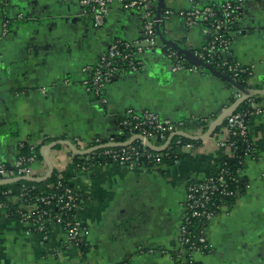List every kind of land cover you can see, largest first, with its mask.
I'll use <instances>...</instances> for the list:
<instances>
[{
	"label": "crops",
	"instance_id": "0c3cea01",
	"mask_svg": "<svg viewBox=\"0 0 264 264\" xmlns=\"http://www.w3.org/2000/svg\"><path fill=\"white\" fill-rule=\"evenodd\" d=\"M127 1L113 0L105 26L97 28L81 0H0V164L13 165L27 143L37 149L34 178L45 177L50 166L41 151L58 143L49 162L53 173L70 179L79 192L76 217L87 232L83 251L67 242L59 226L45 243L41 233H28L0 209V264H175L183 251L189 185L217 172L231 153L218 146L223 124L211 137L193 140L196 148L181 152L175 163L134 169L104 163L76 170L73 151L64 143L87 152L84 157L96 150L97 139L105 145L121 139L120 122L128 110L187 120L188 135L202 137L233 100L225 78L209 71L173 73L161 49L141 56L139 72L110 83L105 105L87 92L84 67L96 64L117 40H143L141 13L125 8ZM229 1L238 0H159L152 6L156 13L174 12L160 37L193 53L207 37L201 25L189 28L179 13L194 4ZM242 1L243 17L231 35L233 59L253 69L250 92L261 93L255 97L264 101V0ZM5 20L10 27L3 36ZM249 137L256 152L242 168L245 191L232 210L209 224L213 252L195 254L197 264H264V114L252 120ZM157 144L163 148L167 142Z\"/></svg>",
	"mask_w": 264,
	"mask_h": 264
},
{
	"label": "built area",
	"instance_id": "2783aa9c",
	"mask_svg": "<svg viewBox=\"0 0 264 264\" xmlns=\"http://www.w3.org/2000/svg\"><path fill=\"white\" fill-rule=\"evenodd\" d=\"M159 0H129L124 3L128 10H135L141 13L143 22V40L127 42L117 40L101 56L96 64L83 68L84 79L83 88L94 95L99 103L106 104L105 90L114 80L126 72H139L142 68L143 61L141 56L145 52L161 49L170 61L173 73L180 72H206L219 75L227 80L232 88V103L224 108L225 118L222 121V137L218 140L220 148H228L229 156H235L238 149L233 137L250 138V124L257 116L264 114V101L251 97L243 102H247V109L238 111L234 108L235 104L243 99L245 91H252L249 88V82L253 74V69L244 67L233 59L232 54V31L241 21L245 9L242 0L229 1L213 4H194L190 9L181 11L180 17L183 18L186 25L192 28L201 25L207 42L200 49L194 51L193 56L208 66L206 68L197 64L179 49L164 41L159 35V29L174 15L173 11L165 10L156 13L153 9ZM113 0H81L83 13L90 16L97 28L105 26ZM22 18V15L20 16ZM10 21L3 22V36L9 33ZM223 53L224 58L216 55ZM244 76L247 79L244 80ZM246 84V87L243 84ZM202 121V120H200ZM192 123V122H191ZM204 123V121L202 122ZM215 123L207 126L213 129ZM187 120L172 121L164 119L159 113L147 110L138 113L134 110H128L126 115L121 119L120 126L128 129L130 132L129 141L133 138H142L138 141V147L131 145L119 146L112 138L106 148L104 142L97 139L94 141L92 148L96 150L91 154L96 156L90 157L85 155V163L75 166L78 171H88L96 164V158L101 156L110 159L106 163H115L120 166L129 168L138 167H161L169 153L154 151L150 149L146 141L157 148L161 144L157 141L166 143L171 135L179 132L189 133L187 130ZM177 138L175 148L181 152L191 151L196 148L194 143L182 141L180 136ZM77 141V140H76ZM119 147L118 149H115ZM78 150H80L77 147ZM98 149H105L104 152L96 154ZM171 149V148H170ZM169 149V150H170ZM36 150L32 147V152ZM256 152L254 143L250 140L248 152L245 160L241 161L242 166L247 158L253 157ZM77 155L73 153V156ZM36 154L27 157L21 156L16 159L9 169L6 164H0V182L8 183L10 181L23 177H36L33 164L37 163ZM176 160L175 162H178ZM242 169L233 175L231 171L224 168V165L218 166L217 172L206 177L204 180L193 182L189 185L186 195V204L184 209L183 220L181 224L180 244L183 251L175 256V261L179 264H196L195 254H207L213 252V245L209 241L207 228L211 222L221 213L229 212L235 207L236 201L241 195L239 186ZM243 183V181H242ZM233 186L235 188H233ZM12 191L2 193V195L11 194ZM17 205L18 220L27 226L28 233H41L43 242L49 239L50 230L59 226L65 231L67 242L73 247L81 250V246L86 244V228L77 219L76 212L79 209L80 201L78 195L71 189H65L63 194L54 196H41L35 199L29 197L28 190L24 189L13 199ZM58 206L65 213L75 211L70 219L65 222L61 214H53V206ZM0 209L5 210L9 216L8 204L0 200ZM35 226V228H32Z\"/></svg>",
	"mask_w": 264,
	"mask_h": 264
},
{
	"label": "trees",
	"instance_id": "16d2710c",
	"mask_svg": "<svg viewBox=\"0 0 264 264\" xmlns=\"http://www.w3.org/2000/svg\"><path fill=\"white\" fill-rule=\"evenodd\" d=\"M247 79V76H244V80ZM228 83V82H227ZM244 87H246V84H243ZM255 97V96H254ZM257 98V97H255ZM246 110L247 109V102H242L239 107L237 108L238 111L241 110ZM122 131L124 132V135L121 139H118L117 137L114 138L115 142L117 143H124L127 141V139H129L130 137V132L128 129H123ZM182 141L187 142V143H194L197 144L198 141H193L190 140L188 138H184L181 137ZM233 140L236 141V145L238 146V149L235 152V156H227L225 158H223L222 160H220V164L224 165V168L228 169L229 171H231L233 173V175H236V172L239 169H242L243 166L241 164V161L245 160V155L248 152V146H249V142H250V138H241L239 136H235L233 137ZM176 141L177 138L173 139L169 145V147L165 150H163V153H169V156L165 159L166 162L168 163H175L176 160H180L183 155L181 153H179L176 148ZM139 142L135 141L133 143V146L138 147L139 146ZM119 147H116L115 149H118ZM171 148V149H170ZM170 149V150H169ZM21 156H27L30 157L34 154H37L36 151L37 149L32 152L30 150V147L28 146V144H23L21 146L20 149ZM105 149H98L95 153L99 154L104 152ZM87 156L93 157L96 156L95 154H88ZM96 161L98 163L104 164L106 162H109L110 159L104 156H101L100 158H96ZM73 162H74V166H82L85 161L84 159H82L79 155H74L73 156ZM8 166V168H11V165L6 164ZM244 184V182L242 183V179H240L239 182V186ZM71 189L73 190V192H75L78 197H79V201L81 204L82 198L79 194V192L76 190L74 184L70 181V179H63L62 177H59L57 175L56 172L52 173V175L44 182L38 183V182H29V181H24V180H20V181H16L10 184H3L0 185V200L6 202L8 204V212L11 214V217L14 218H18V215L16 213L17 211V205L15 204V202L13 201L14 197L18 194H20L24 189L28 190V194L29 197L32 199L41 197V196H54V195H59V194H63L65 189ZM233 188H235L233 186ZM241 194L245 191V187H241ZM8 191H12L11 194H6V195H2V193H6ZM53 214H61V217L66 221H68L70 219V216L75 214V211H67L66 213L61 210L58 206H53ZM32 228H35V226H33ZM34 233L36 231H33ZM86 244L83 246H81V251H83L86 247ZM175 264H179L178 262H176ZM197 264V263H196Z\"/></svg>",
	"mask_w": 264,
	"mask_h": 264
},
{
	"label": "water",
	"instance_id": "95a60500",
	"mask_svg": "<svg viewBox=\"0 0 264 264\" xmlns=\"http://www.w3.org/2000/svg\"><path fill=\"white\" fill-rule=\"evenodd\" d=\"M160 30V29H159ZM159 35L161 36V33L159 31ZM165 41V40H164ZM169 43V42H168ZM171 44V43H169ZM173 45V44H171ZM175 48L179 49L183 54H185L188 58H190L191 60H193L194 62H196L197 64L199 65H202L206 68H209L208 66H206L205 64H203L202 62H200L199 60H197L193 54L188 51V50H185L183 49L182 47L180 46H177V45H173ZM258 94H261V93H258V92H255V93H252V92H249V91H245L244 92V96H243V99L241 101H239L237 104H235L234 108L237 109L239 107V105L244 101V100H247L251 97H254ZM225 118V114L222 115L216 122L215 124V127L213 129H211L205 136H202V137H193V136H190L188 134H185V133H182V132H179V133H175L173 135L170 136L167 144H165V146L163 148H157L155 146H153L151 144L150 141H146L148 147L154 151H162L163 149H165L170 143L171 141L173 140L174 137L176 136H180V137H184V138H188L190 140H197V139H207L209 137H211V135L214 133V131L216 130V128H218L221 124H222V121L224 120ZM139 139H142V138H133L131 141L129 142H124V143H120L118 144L119 146H125V145H131L133 142H135L136 140H139ZM60 144H63V143H60ZM66 145H68L71 150L73 151V153L77 154V155H81V154H86L87 152H81L80 150H78L75 146H73V144L71 143H64ZM58 145V143H53V144H50V145H46L45 148L42 149V156L43 158L48 162L49 166H50V171L48 173L47 176L45 177H42V178H34V177H23V178H20V179H16V180H13V181H10L8 183H4V182H0V185H3V184H10V183H13V182H16V181H20V180H24V181H29V182H38V183H41V182H44L46 181L53 173V168L49 162V156H50V153L51 151L56 148ZM109 145H104L102 146L101 148H106L108 147ZM93 150H91L90 152H92Z\"/></svg>",
	"mask_w": 264,
	"mask_h": 264
}]
</instances>
